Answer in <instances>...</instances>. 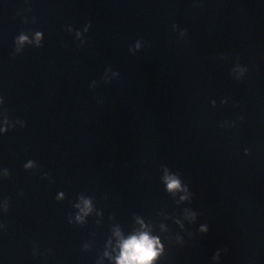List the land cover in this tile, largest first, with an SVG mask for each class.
<instances>
[{
    "label": "water",
    "instance_id": "95a60500",
    "mask_svg": "<svg viewBox=\"0 0 264 264\" xmlns=\"http://www.w3.org/2000/svg\"><path fill=\"white\" fill-rule=\"evenodd\" d=\"M0 264H264V0H0Z\"/></svg>",
    "mask_w": 264,
    "mask_h": 264
},
{
    "label": "clouds",
    "instance_id": "9594fccd",
    "mask_svg": "<svg viewBox=\"0 0 264 264\" xmlns=\"http://www.w3.org/2000/svg\"><path fill=\"white\" fill-rule=\"evenodd\" d=\"M177 186L178 185L175 181L169 185L170 188ZM126 247L136 250V253L131 257L132 260L146 261L154 255L152 244L146 236L142 237L139 241L133 238L131 242L126 245Z\"/></svg>",
    "mask_w": 264,
    "mask_h": 264
}]
</instances>
